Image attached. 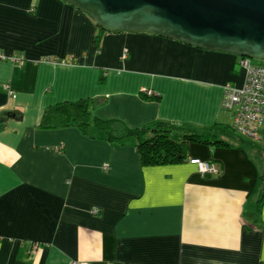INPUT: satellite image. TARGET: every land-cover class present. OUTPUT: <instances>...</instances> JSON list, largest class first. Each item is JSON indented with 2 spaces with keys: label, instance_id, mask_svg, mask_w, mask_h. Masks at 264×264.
I'll list each match as a JSON object with an SVG mask.
<instances>
[{
  "label": "crops",
  "instance_id": "obj_1",
  "mask_svg": "<svg viewBox=\"0 0 264 264\" xmlns=\"http://www.w3.org/2000/svg\"><path fill=\"white\" fill-rule=\"evenodd\" d=\"M95 28L60 0H0V264H264V131L143 167L132 137L40 129L44 110L87 99L131 129L232 127L220 103L242 85L238 58L146 34L107 32L97 49Z\"/></svg>",
  "mask_w": 264,
  "mask_h": 264
},
{
  "label": "water",
  "instance_id": "obj_2",
  "mask_svg": "<svg viewBox=\"0 0 264 264\" xmlns=\"http://www.w3.org/2000/svg\"><path fill=\"white\" fill-rule=\"evenodd\" d=\"M105 33L159 36L264 61V0H60Z\"/></svg>",
  "mask_w": 264,
  "mask_h": 264
},
{
  "label": "trees",
  "instance_id": "obj_3",
  "mask_svg": "<svg viewBox=\"0 0 264 264\" xmlns=\"http://www.w3.org/2000/svg\"><path fill=\"white\" fill-rule=\"evenodd\" d=\"M95 31L92 43L98 49L101 36L105 32L99 27H96ZM258 64H264V61H260ZM99 82H104L102 76H100ZM140 97L143 100L151 98L144 95H140ZM105 103V100L87 99L75 101V103L55 104L44 110L39 127L45 130L74 128L86 136L89 128L93 126L101 134L104 142L111 147L122 146L126 138L132 137L135 140L137 158L143 167L171 166V164L182 163L187 157L186 152L190 143L203 146L223 145L224 141L219 136H232L234 132L231 127H226L218 122L205 132L160 121L149 122L143 127L131 129L117 119L97 118L95 110Z\"/></svg>",
  "mask_w": 264,
  "mask_h": 264
},
{
  "label": "built area",
  "instance_id": "obj_4",
  "mask_svg": "<svg viewBox=\"0 0 264 264\" xmlns=\"http://www.w3.org/2000/svg\"><path fill=\"white\" fill-rule=\"evenodd\" d=\"M122 58L126 57L123 51ZM6 60L0 54V61ZM12 62L13 58L11 59ZM238 65L243 72L242 85L234 87L229 83L222 86V100L220 108L224 111L234 110L233 131L259 141L264 131V64H254L251 59H238ZM7 92L16 98L11 88L5 86ZM196 166L201 174H217V169L208 160L194 158L188 162ZM103 170H108V164L102 165Z\"/></svg>",
  "mask_w": 264,
  "mask_h": 264
},
{
  "label": "rangeland",
  "instance_id": "obj_5",
  "mask_svg": "<svg viewBox=\"0 0 264 264\" xmlns=\"http://www.w3.org/2000/svg\"><path fill=\"white\" fill-rule=\"evenodd\" d=\"M252 60V59H251ZM253 61V63L254 64H258V62H260V61H255V60H252ZM240 68V67H239ZM241 69V68H240ZM242 71V70H241ZM232 128V127H231ZM232 130H233V128H232ZM237 135H238V137H239V139L241 138L242 140H243V142H251V141H246V140H248L249 138H247V137H244V136H241V134H240V136H239V133H237ZM247 138V139H246ZM190 146H189V148H188V150H189V153L191 154V155H194V154H200V152H201V154L200 155H202V153H203V150L205 149V147L204 146H202V145H199V144H196V143H190L189 144ZM196 150V151H195Z\"/></svg>",
  "mask_w": 264,
  "mask_h": 264
},
{
  "label": "bare ground",
  "instance_id": "obj_6",
  "mask_svg": "<svg viewBox=\"0 0 264 264\" xmlns=\"http://www.w3.org/2000/svg\"><path fill=\"white\" fill-rule=\"evenodd\" d=\"M131 34H133V33H131ZM130 34V35H131ZM142 34H146V33H142ZM142 34H139V35H142ZM146 35H149V34H146ZM151 36V35H150ZM154 36H156V35H154ZM1 54V53H0ZM2 55V54H1ZM13 58V60H17L18 58H16V57H12Z\"/></svg>",
  "mask_w": 264,
  "mask_h": 264
},
{
  "label": "clouds",
  "instance_id": "obj_7",
  "mask_svg": "<svg viewBox=\"0 0 264 264\" xmlns=\"http://www.w3.org/2000/svg\"><path fill=\"white\" fill-rule=\"evenodd\" d=\"M239 59V58H238Z\"/></svg>",
  "mask_w": 264,
  "mask_h": 264
}]
</instances>
